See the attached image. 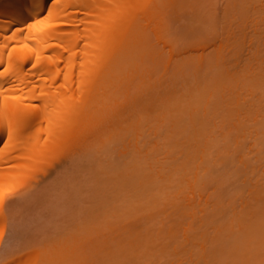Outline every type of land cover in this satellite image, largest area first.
Wrapping results in <instances>:
<instances>
[{"label": "rangeland", "instance_id": "rangeland-1", "mask_svg": "<svg viewBox=\"0 0 264 264\" xmlns=\"http://www.w3.org/2000/svg\"><path fill=\"white\" fill-rule=\"evenodd\" d=\"M165 3L151 9L164 38H157L160 33L154 34L157 29L154 30V24L149 23L146 36L150 47H147L148 51L156 48L162 51L163 57L170 58L169 47L178 46V52L171 56L180 66H155L150 70L154 71L150 79L155 86L135 85L130 95L121 96L120 101L113 103L101 118L95 134L86 135L75 149L70 157L72 164L65 156L67 164L61 166L64 160L57 164L61 168L58 174L56 166V169L52 167L56 174L49 170L57 176L50 173L47 175L51 178H47L42 174L46 176L44 182L39 176L27 190L17 192V189L8 194V198H0L3 200H0V204L3 203L0 213L4 211V217L9 219L0 215V221H3L0 224V234L3 232L0 236V264L12 254H24L32 251L31 248L44 250L52 264H61L64 255L65 264H243L248 256L251 257L247 264H264V0H172ZM218 44L224 47L214 61L206 60L202 66L188 63L189 55L211 53ZM191 113L199 116L194 122L190 120ZM4 140L2 138L0 146ZM128 163H137L140 174L147 173L153 180L147 184L149 188L146 184L145 188L138 186L139 178L132 181L137 184L134 189L130 187L133 188L134 183L129 185L130 190L126 188L130 197L151 190V194L144 193L140 201L136 197L138 201L135 202H144L149 212L153 206V218L150 216L152 219L148 217L147 220L148 215L142 214L144 222L139 218L142 232L138 230L141 233L134 234V238L139 235L134 243L127 240L117 245L119 240H113L121 229L112 234L114 228L121 227V224L117 227L111 225L112 239L108 236L111 231L103 233L109 237L110 244L98 231V238L107 239L105 244L99 245L102 247L108 243L109 249H114L110 252H115L111 259L107 256L100 259V251H95L96 255L90 253L96 233V236L92 235L94 240L88 239L91 243L82 242L89 238L86 232L95 226L94 221L87 231H83L86 228L79 231L78 227H85V223L81 225V218L85 220L88 208L95 210L94 214L96 210L100 211L94 181L97 182L98 178L105 183L109 178L110 185L115 182V186L117 172L123 170L124 173ZM117 186L122 190L120 185ZM6 189H2L6 192L1 191L2 194L11 190ZM115 189L116 186H112L111 191L116 192ZM126 189L124 192L128 193ZM101 190L98 195L105 196ZM114 194L118 197L120 193ZM119 197L116 200L121 199ZM127 198L125 200L129 201ZM111 199L106 202L110 204ZM156 201V208L160 207L156 209L157 213L154 210ZM102 204L104 206V201ZM128 205H132L130 201ZM128 205L124 208L126 211L134 206ZM112 208L109 207L111 211ZM97 213L93 220H102L99 217L102 213ZM134 216L129 218L130 221H134ZM111 218L106 217V222ZM135 221L138 224L139 221ZM103 222L97 223L103 226ZM74 223L79 226L71 231L70 226ZM147 223L152 227L149 230ZM140 224L134 228L139 229ZM5 226H11V229H5ZM76 229L78 233L74 234L78 240L79 232L84 237L83 240L80 238L82 243L78 246L75 244L78 240L73 241L76 237H71ZM93 232L96 231L92 228ZM228 232L232 236L225 241L224 235L229 236ZM10 235L12 238L7 237ZM127 237L131 236L127 234ZM232 242L235 249L239 246L238 251L236 249L238 254L234 252ZM110 252L104 253L110 256Z\"/></svg>", "mask_w": 264, "mask_h": 264}, {"label": "bare ground", "instance_id": "bare-ground-1", "mask_svg": "<svg viewBox=\"0 0 264 264\" xmlns=\"http://www.w3.org/2000/svg\"><path fill=\"white\" fill-rule=\"evenodd\" d=\"M170 1L172 0H164V3L162 2L161 4V0H0V141L2 142V138H5L2 146H0V189L7 188L6 191H8V188L11 189L7 194H2L4 190L2 191L1 189L0 198H8L9 195L17 189V192H19V189H21L20 191L27 190L28 185L31 182H36L39 176L40 181L42 180L44 182L46 176L47 178L50 177V173L53 172L56 174L57 172L58 174L61 168H58L57 164H62L61 160L65 161H63V165L61 166L67 164L66 160H70L69 164H72L71 162H73V160L71 158L75 149L82 143L86 135L95 134L101 118L113 103L120 101L121 96L130 95L131 88L135 85H143L144 87L155 86V83L152 84L153 82H151L152 80L150 79V75L154 72L150 70H154L155 66H180L179 63L175 62V64L172 60L174 58L172 54L178 52L179 47L177 46V48L176 45L175 47H169L170 58H167V56L163 57L164 54L162 51L160 52L156 50V48L155 50L151 49L152 51H148L150 44H147L148 35L146 26H148L149 23L152 24V26L154 24V27H156L154 30L157 29L154 31V34L160 33L158 27L159 22L151 9L164 4L166 5L165 2L168 3ZM157 38H164V36L160 33ZM147 45L149 47H147ZM221 45L222 44H218L214 51L208 54L202 52L200 54L189 55L187 57L188 63L192 64L191 62H193L192 65L194 66H202L207 63L206 60H211L208 62L214 61V59L222 53L221 49L224 46L221 47ZM174 48H176L177 51H174ZM164 58H166V61ZM171 61L174 64L171 63ZM224 80H222V86H224V82L228 79ZM234 80L237 79L235 78ZM236 82L233 81V83ZM219 83L221 84V82ZM196 116L199 117L198 115L192 116L191 113L190 120L194 122V120L197 119L195 118ZM65 156L69 158L66 159ZM131 165L129 163L126 165V169H124L126 172L124 171L123 173V170H121V172L119 171V173L117 172L118 177H120L118 180V177L115 178L117 181L115 190L120 193L117 195L118 197L121 196V199L116 200L118 198L115 196L116 194H114L116 192L111 191L112 186L115 188L113 185L115 182L110 185L109 178V180L107 179L109 182L105 180V183H108L107 185H105L104 180L102 182V180H98V178L97 182L94 181L95 185H97L96 189L98 188L95 190V194L97 193L96 196L101 204V206H99L100 208L98 207L101 212L97 210L96 212H98L97 214L99 215L106 209V213L104 212L105 214L102 213L101 216L99 215V217L102 218V220L99 219L101 220L100 222L104 220L103 224L105 226H102V223L98 224L100 222L97 218L93 220V216L96 215V212L94 214L95 210L92 211L89 208L87 210L88 212L84 213H86V215H91L93 213V215H91V217H85L86 215L84 214L85 220H83V217L81 218L83 221L81 225L83 226L85 223V227L77 226L80 228L79 231H82V228H86V230L84 229L83 231H87L93 226L91 222L94 221V225H98L96 227H91V229L86 232L89 233V238H87V240H83L84 237H81L83 236L80 234L81 232L77 235H81L79 240L81 238V240H83L82 242L88 243L91 238L94 240L95 237L93 236L97 234V238H95L96 241H91L92 246L90 249L92 250H90V253L100 251V259H105V256L110 259L111 257H115V252L113 253L114 249H109L111 241L108 239V236L113 232V230H111V225L114 224L112 227H117L121 224V227L114 228L112 234H115L117 229L119 230L121 228L114 238L110 236L113 240L117 239L120 241H118V243L116 242L117 245L127 240L129 243H134V240L137 241L139 236L136 234L137 236L134 238V234L139 233V231L142 232L141 229L143 226L140 224L141 219H143L141 218L142 214L148 215L147 218L145 217L147 220L153 218L151 216L153 206H150L151 211L149 212L146 210L148 205L145 206L144 202H135L138 201L135 200L136 197V199L140 201L141 196L144 195V193L146 194V192L150 193L151 190L144 191V193L141 194L139 193L140 196L137 195L136 197H130L128 191L130 187L132 190L135 188V185L137 186L136 182H132L134 179L139 178L138 186L143 185L142 188L145 184L147 185L149 182H153V180L149 179L150 177L148 178L147 173L140 174L141 170L137 163H131ZM54 166H56L57 169ZM61 166L59 165V167ZM52 167L58 171L55 169L56 172L53 171ZM50 169H52V172L49 173ZM129 170L130 172H128ZM36 173L41 174H37L38 176L36 175V178H34ZM42 174H46V176L43 177ZM117 174L115 173V175ZM34 179L36 181H34ZM28 181L29 183H27ZM99 181L102 184H100ZM131 183H134L133 188L132 185H130ZM25 184H27L26 188H24ZM117 185H120L119 188L121 187L122 190H118ZM106 186L109 188V193L108 188L105 189ZM125 189L128 191V193L126 192L127 194L124 192ZM100 190L105 196L101 194L98 195ZM141 192H143L142 189ZM110 194L115 196L116 199L115 197L113 198V196L110 197ZM125 195H127L128 198ZM107 196L108 199L106 198ZM157 196L159 197V195ZM125 198L129 199L130 203L134 206L128 205L129 201L125 200ZM109 199H111L113 205L111 204L112 202L108 204L110 202ZM114 199L116 201L115 204ZM2 201L0 204L1 207L3 206ZM102 201H104V206L109 205L110 208L113 207L112 211L108 206H102ZM118 202L119 205H117ZM132 202H134V204ZM157 203V201L156 203L154 202V210L160 208H156ZM127 205L128 207H132L126 211L124 208H127ZM218 208H220V206ZM2 209L3 208H1V210ZM144 210L149 212L150 215ZM110 211L112 212L111 214ZM3 212L4 211H1L0 213L1 217L7 218L4 217L5 215ZM124 212H128V215ZM129 214H131V216ZM134 214L136 218L134 221H130L129 218H132ZM113 216H117L116 219ZM88 217L93 218L91 220ZM106 217L111 218V220L107 219L106 222ZM6 220L9 219L7 218ZM88 220L90 222H86ZM135 220L139 221V229L134 228L138 226ZM10 221L12 220L10 219ZM2 222L0 221V224ZM142 222H144V219ZM134 223L137 224V226H135ZM4 224L7 225L6 223ZM148 224L149 223H147L146 226H148ZM76 225L77 224L74 223V226H70L71 231ZM86 225L89 226L86 227ZM100 227L103 230H101ZM150 227L151 225L149 228L147 227L148 230L152 228ZM6 228L8 227L5 226V229ZM92 228L93 230L95 229L96 232L92 233ZM76 230L71 234L72 239L76 237L73 239L74 243L78 240V236L74 234L76 232L78 233V230ZM105 230L111 232L108 233ZM2 231H4V229ZM98 231L102 236H105V234H103L104 232L109 234L107 237H102L107 238L109 244L107 243L106 246H100L105 244L107 239L102 240L101 236L98 238ZM120 231L122 232L121 234H119ZM227 231L232 232L228 229ZM233 233L234 232H232V234ZM1 234L3 235V232ZM127 234L131 237L128 238ZM117 236H119L120 239L117 238ZM224 236H226L227 239L225 241H227L228 239L230 240L229 237L232 235L230 233L229 236H227V234ZM7 237L12 238L11 235ZM7 237L4 236L6 239ZM1 238H3V236ZM239 238L241 241L243 240L241 237ZM67 239L70 241L69 238ZM67 239L65 240L66 242H68ZM97 239H99L100 242ZM79 240L76 241L78 242L75 243L76 245H81L82 242ZM153 240L151 239V241ZM235 240L238 241V239H234L233 241ZM97 241L98 243H96ZM91 242L89 241V243ZM123 242L121 244H123ZM232 243L230 244L234 246L235 249V244ZM237 243L236 245H240V243ZM112 245L113 244H111V247ZM93 246L97 247L94 249ZM98 247L100 249L96 250ZM103 247H105L107 251H104L105 249ZM237 247L236 249L238 251ZM31 249L32 251H27L24 254H12V256H9L7 259L5 258L6 260L1 263L52 264L50 256L44 252V250L42 251L40 248ZM110 250L113 251L110 252ZM103 251L105 253H113V255L110 254L109 256V253L106 255ZM237 251L236 254H238ZM97 252H95V255ZM102 253L104 255L103 258ZM245 253L242 255L245 256ZM64 256H62L61 264L67 263V259H64ZM249 257L251 256L246 257L244 263L247 264V262H249ZM94 260L95 262L97 261L96 259ZM252 261L253 260H251V262Z\"/></svg>", "mask_w": 264, "mask_h": 264}]
</instances>
